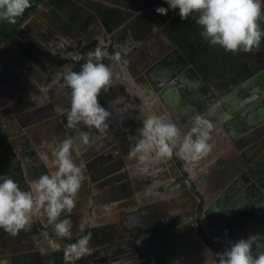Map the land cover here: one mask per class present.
<instances>
[{
  "label": "flooded vegetation",
  "instance_id": "1",
  "mask_svg": "<svg viewBox=\"0 0 264 264\" xmlns=\"http://www.w3.org/2000/svg\"><path fill=\"white\" fill-rule=\"evenodd\" d=\"M40 6L39 3L32 12V19L24 22H28L27 25L18 27L0 44V135H7L26 187L28 181L48 171L37 153L38 149L45 151V144H55L63 137H69L70 131L75 132L79 139L81 132H87L89 138L94 136V140L82 146L76 144L81 149L77 148L73 153L74 160L85 165L87 179L77 194L75 208L61 217L67 215L72 220V238L57 237L51 226L43 222L46 218L37 216L31 226L45 224L37 233L44 234L48 240L44 247L48 248L42 249L33 242L36 234L33 231L31 245H24L23 253L0 243V264H20L21 261L27 264H66L64 247L87 232H91L90 252L75 264H144L145 255L164 257L154 264H215V253L222 252V247L239 235L250 232L264 237V166L257 163L251 168L248 163V159L260 154L264 147L263 102L245 119L241 114L236 116L229 125L232 131L227 133V140H223L224 149L219 155L215 156L213 147L209 155L195 166L186 161L185 166L190 173L186 172L182 158L173 154L179 172L186 178L183 189H178L177 182L174 185L164 183L163 179L171 176L169 158L152 163L147 174H140L135 160H130L127 155L136 143L138 130L147 115L171 119L182 134L190 129L194 115L216 122L218 112L206 117L207 111L216 108V102L222 97L226 100L235 98L233 94L229 95L232 89L264 67V52L256 49L239 54L240 50H237V56L227 65L230 75L210 74L206 78H195L187 70L186 63L178 67L172 61L169 45L158 46L157 43L163 42L158 40L154 24L142 38L135 36L130 25L140 17L148 19L146 15L138 14L131 19V24L120 25L111 32L105 31L98 22L101 29L94 30L89 40L86 34L95 22L82 30L65 17L62 22L56 16L59 25L51 19L38 20L35 17H38ZM260 23L264 28V21ZM21 30L35 47L29 43L30 40L20 37L18 31ZM135 32L137 35L139 30ZM79 38L81 44H78ZM100 39L108 44V51L115 52L123 47L129 49L118 62L125 64L127 61L134 83L122 77L123 71L118 69L117 61L105 58L103 63L109 65L114 73L111 84L107 86L113 90V96L103 98L105 90L102 89L97 99L110 113L106 120L108 127L103 132L83 124L70 128L63 111L69 106L62 107L70 104V90L61 87V73L68 67L79 71L80 62L72 61L70 55L75 52L86 54V46L92 43L93 47ZM148 45L151 51L147 50ZM236 60L242 65L238 67ZM55 75L58 77L54 78ZM158 92H161L162 101L157 97ZM237 93L235 100L242 101L246 97L242 91ZM150 94L153 96L151 99ZM56 105L59 106L57 109ZM52 116L62 128L57 126L58 131L40 128L44 120L56 126ZM252 121L261 122L257 127L243 131V125ZM218 130L213 127L211 144L219 136H224L223 131ZM261 157L264 158V153ZM192 173L194 180L189 177ZM239 173L250 174L258 188L249 186L250 182L245 177L236 178ZM102 178L108 182H99ZM239 181L244 185L241 186ZM155 185H159L158 189H154ZM175 192H179L178 199L170 196ZM116 202L122 208L115 219L93 218L95 207ZM238 204H241V209L235 211ZM174 216L179 221H173ZM239 216L241 218L236 220ZM75 221H88L83 232L79 231L77 224L74 225ZM89 221H119L123 225L119 230L122 233L113 234L110 241L104 242V227L114 229L109 225L111 223L104 226L93 225ZM92 230L98 231L95 238ZM94 239L99 241L94 242ZM148 247L150 250H146ZM18 254L20 258L16 259Z\"/></svg>",
  "mask_w": 264,
  "mask_h": 264
},
{
  "label": "clouds",
  "instance_id": "2",
  "mask_svg": "<svg viewBox=\"0 0 264 264\" xmlns=\"http://www.w3.org/2000/svg\"><path fill=\"white\" fill-rule=\"evenodd\" d=\"M163 3L167 7L156 6V13L165 15L169 10H178L181 20L195 14L200 36L209 45H219L225 51L249 52L258 48L264 37L260 23L264 21V0H163ZM30 6L31 0H0V22L15 23ZM128 51L123 47L109 53L108 44L100 39L86 54L70 55L72 61L83 60V63L79 71L68 67L60 76L61 87L70 90L69 107L63 110L68 127L83 124L101 132L107 129L110 113L97 97L102 89L107 90L114 73L103 60L118 62ZM212 129V122L197 114L191 117L190 129L182 134L171 119L150 114L142 120L139 137L127 155L135 160L140 174H147L152 163L171 158L174 153L195 166L213 148L209 142ZM80 142L88 143L87 132L80 133ZM44 147L47 150L39 152L38 156L48 171L28 181L27 189L22 190L17 181L0 175V229L16 236L21 230H28L35 217L42 216L57 237L71 239L73 222L67 215L61 217L70 214L76 206L77 194L87 179L85 165L73 158L77 145L72 136ZM79 231H84L83 222ZM90 240L91 232H87L67 244L65 261L75 264L87 255ZM215 256V264H264V237L253 234L229 242L228 247Z\"/></svg>",
  "mask_w": 264,
  "mask_h": 264
},
{
  "label": "trees",
  "instance_id": "3",
  "mask_svg": "<svg viewBox=\"0 0 264 264\" xmlns=\"http://www.w3.org/2000/svg\"><path fill=\"white\" fill-rule=\"evenodd\" d=\"M45 3L50 5L53 10L63 14V16L71 22L77 28L82 30L93 22L95 17H98L105 31L111 32L116 27L125 24L129 20L135 18L133 12L141 11L144 8H148L151 12L162 22L163 31L166 36L175 45V49L172 51L170 57L178 67L183 66L187 61L192 62L194 65H198L201 69H205L204 77L212 73H218L222 75H230L231 70L228 69V63L237 56L236 52L225 51L224 49L221 55L217 58L216 62H212L213 65H208L209 60L205 57L204 53L208 52L209 44L200 36L201 28L195 23V14L189 16L185 20H181L178 15V10H169L165 15H160L154 11L156 6L167 7L163 3V0H31V6L27 8L24 13L16 18L15 23L0 22V44L6 40L12 32L17 30L20 24L28 18L32 12L36 9L39 3ZM105 3H110L107 6ZM151 22L145 17H140L132 22L130 25L132 32L136 37L142 38L148 34L152 27ZM136 29L139 30L136 35ZM20 37L23 40H30L29 43L35 47L31 39L24 31H18ZM219 46V45H218ZM261 49L264 52V37L261 38V42L258 48L252 50ZM113 51L110 50L109 53ZM239 54L242 51H238ZM209 58V57H208ZM165 59V58H164ZM163 59V60H164ZM109 61V59H106ZM35 61L36 56H35ZM111 61V60H110ZM80 64L83 63L79 61ZM237 66L242 65L241 61L236 60ZM113 91L111 88L103 91V98H110ZM113 96V95H112ZM15 152L6 134L0 135V175H5L13 180L17 181L19 187L22 190L27 189L25 179L20 172L18 161L14 160ZM103 241L107 242L111 240L114 234L112 227H104ZM32 230H21L16 236H11L0 229V243H3L14 251L22 252L24 245L30 246V235ZM92 233L97 236L98 231L92 230ZM99 240L94 239V242ZM25 256V255H23ZM20 258V255H16V259ZM36 259H33L35 261ZM20 264H27L25 261H21Z\"/></svg>",
  "mask_w": 264,
  "mask_h": 264
},
{
  "label": "water",
  "instance_id": "4",
  "mask_svg": "<svg viewBox=\"0 0 264 264\" xmlns=\"http://www.w3.org/2000/svg\"><path fill=\"white\" fill-rule=\"evenodd\" d=\"M23 22H22V24H23ZM163 89H165V88H163ZM240 91L244 92L245 95H246V97H244L242 101H239V99L235 100L236 97H237V95H238L237 92H240ZM232 94L235 97L234 99L232 98V99L226 100L224 97H222L219 101L216 102V104H215L216 108H212L211 110L207 111V113H206V117H207V116L213 115L215 112H218V115H217V119L218 120L216 122H213L212 124L213 125H216V126H213V127H215V128L217 127L219 129L218 132L219 131H223V135L225 136L226 140H227V133H230V131H232L229 125L236 119V116L237 115H240L241 114V115H243V116H241L242 119H245L247 116H249L253 112V110L255 108L256 109L258 108V105H260L261 102L264 103V67L262 69L258 70L257 72H255L253 75L249 76L248 79H246L245 81H243L239 85L235 86V88L232 89V91H231V93L229 95H232ZM157 97H158V99L160 101L163 100V98L161 96V92L160 93L159 92L157 93ZM260 99L262 101H260L258 103L257 101L260 100ZM66 106H69V104H67L65 106H62V107H66ZM55 107L57 109V107H59V106L56 105ZM260 122L261 121H259V122H256V121L248 122V123H252L251 125H248V123H245L243 125L244 126L243 127V131H247V130H250V129H253V128L257 127ZM241 133H243V132H241ZM68 136L74 137L76 144H78V143H79V145L82 144L81 142H79L80 139L75 135V132L72 133L70 131ZM93 137L94 136H90V138H89V136H88V143H86V144H89V142H91L92 140H94ZM81 146H78L77 148L78 149H81ZM82 156H83V154H82ZM169 159H170L171 176L169 178L166 177V179H163L164 180V183H167L168 182V183L174 185L177 182L178 185H179L178 186V189L179 188L180 189L185 188L186 178H185L184 174L181 173V172H179L178 167H177V164L173 160V158L171 157ZM181 162H182V164H183L186 172H189L188 167L185 166L186 161L184 159H182ZM189 177H190L191 180H194L193 173L190 174ZM237 177L239 179L242 178V177H245L248 180V182H250L249 186H251V187H253L255 189L258 188L257 187V184L252 181V178L250 177V174L239 173V175H237L236 178ZM155 182L157 184H161L159 180H156ZM192 182L194 184L196 183L194 181H192ZM239 183H240L241 186L244 185L243 181L242 182L239 181ZM162 184H163V182H162ZM158 186L159 185H155L154 186L155 187L154 189H158ZM240 206H241V204H238V206H236V208H235V211L240 210L241 209ZM175 217L176 216H174V220L173 221H176V222L179 221V218L176 217L177 218L176 219ZM218 218H219V216L217 215L216 216V219H218ZM240 218H241V216L237 217L236 220H239ZM201 222L204 224V221L203 220ZM40 225H38V227L30 226L28 229L29 230H32L33 228H35L37 230V232H38L39 231V228L43 227L45 224L42 223V226H40ZM31 233H33V232H31ZM194 235H195V233H194ZM249 235H252V234L250 232H249V234L248 233L241 234V235H239V237H237L236 239H232L229 242H235L236 240H238L240 238H247ZM198 239H200V238H198ZM215 242L217 243V240H215ZM228 244L229 243H227L224 247H222L221 250L223 251L226 247H228ZM62 245L65 246L64 243H62ZM134 245H136V248L138 247L141 250V252L143 251V248L142 247L137 246L136 243H134ZM149 248L150 247H148L146 250H150ZM152 249H154V247ZM259 250L260 249H257V251H259ZM188 252L190 253L191 252V249H190V251L188 250ZM163 258L164 257H162V256H160L159 258H154L151 255H150V257L148 255H145L144 264H154L153 262H155V261L158 262L159 259H163ZM66 264H68V262H66Z\"/></svg>",
  "mask_w": 264,
  "mask_h": 264
},
{
  "label": "crops",
  "instance_id": "5",
  "mask_svg": "<svg viewBox=\"0 0 264 264\" xmlns=\"http://www.w3.org/2000/svg\"><path fill=\"white\" fill-rule=\"evenodd\" d=\"M139 15H144V13H140ZM155 16V15H154ZM149 17H151L152 18V16H149ZM159 20L156 16H155V19H153V21L154 20ZM160 21V20H159ZM160 23L162 24V25H164V23H162L161 21H160ZM154 25H156V27L158 26L157 25V22H155L154 21ZM158 28V27H157ZM156 28V29H157ZM160 31L163 33V35L166 37V38H168L167 36H166V34H165V32L163 31V26H161L160 27ZM159 32V31H158ZM157 35V38H158V40H160V39H162L161 38V36L159 35V33H157L156 34ZM169 39V38H168ZM162 42V41H161ZM169 42H170V44H168V43H157L158 44V46H160V45H169L168 47H169V49H172V51L176 48L175 47V45L174 44H172V42L169 40ZM150 46H152V45H150ZM154 46V45H153ZM153 48V47H152ZM145 49V48H144ZM154 52H155V49H157V47L155 46L154 48ZM147 50H149V51H151L150 50V48H149V45H148V47H147ZM218 57L221 55V52H218L217 54H216ZM217 57V58H218ZM186 66H187V70H189L190 72H191V74L196 78V77H199V76H202L203 78H205L204 77V72H205V69L203 68V67H201V69L199 68V67H197L196 65H194L192 62H189V61H187L186 62ZM117 67H118V69H121L123 72H122V77H127V79H129L131 82H133L134 83V81H133V77L131 76V70L128 68V66H127V64H123L122 62H118L117 63ZM215 74L217 75V76H221L220 74H218V73H212L211 75L212 76H215ZM222 76H224V75H222ZM149 97H150V99L151 98H153V96H151V94L149 95ZM52 119H53V116H52ZM55 124H56V126H52L50 123H48L47 122V120H44L43 122H44V125H42L40 128H43V129H46L47 131L50 129H56L57 131H58V127H61L60 125H59V123L57 122V121H55L54 119L52 120ZM58 126V127H57ZM62 128V127H61ZM65 133V132H64ZM62 139H64V137L62 138ZM217 139H218V141H217ZM216 139V141H213V143H212V145H213V147H214V153H215V156L216 155H219L222 151H223V149H224V147H223V140H225L226 138H225V136H223V137H218ZM211 143V142H210ZM225 143H226V141H225ZM47 149L45 148V151H46ZM41 151H43L42 149H38L37 150V153H39V152H41ZM262 152L260 153V154H258V155H255L256 157H254V158H250V159H248V163H249V166L252 168L254 165H256L257 163H258V166H261V167H263L264 166V158H262L261 156L263 155V153H264V147H263V149L261 150ZM76 152V151H75ZM214 156V157H215ZM213 157V158H214ZM247 163V162H246ZM247 163V164H248ZM99 182H101L102 184H105V183H107L108 181L106 180V178H102V179H100V181ZM104 188V187H103ZM93 193H94V191H93ZM179 195V192L177 193V192H175L174 194H170V196H173V197H171L172 199L174 198V197H176L177 199H178V196ZM122 208V206L120 205V203H111V204H104L103 206H100V207H95L94 208V214H93V218L95 217V218H97L98 216L101 218V219H105V218H116L117 216V212L120 210ZM45 224H47V221H43ZM83 222V224L85 225L88 221H75V223H74V225H78V226H80L81 225V223ZM89 222H91V224L93 223V225H104V224H108V223H111V224H109L110 226L112 225L113 226V230H114V234L116 235H119L120 233H122V232H120L119 230L123 227V225H121V223H119V221H89ZM105 226V225H104ZM34 233L36 232V234H35V238H33L34 240H33V242H35V243H37L38 245H39V247H41L42 249H47L48 248V246H45L44 247V243H47V241L48 240H46V237L44 236V234L43 233H37V230L34 228Z\"/></svg>",
  "mask_w": 264,
  "mask_h": 264
},
{
  "label": "rangeland",
  "instance_id": "6",
  "mask_svg": "<svg viewBox=\"0 0 264 264\" xmlns=\"http://www.w3.org/2000/svg\"><path fill=\"white\" fill-rule=\"evenodd\" d=\"M107 6H110L111 4L110 3H105ZM40 11H39V13H38V17H35L36 19H38V20H41V19H45L46 18V20L47 21H49L50 19L51 20H55L54 22L57 24V25H59V23L57 22V17L56 16H58L59 17V19H61V21L62 22H64L63 21V14H61V13H59V12H57V11H55V10H53L50 6H48L47 4H45V3H40ZM39 7V6H38ZM140 13H144V15H146L147 17H148V19L150 20V22H151V24L153 25L154 24V21L155 22H157V29H156V32L157 33H159V35L161 36V38L162 39H160V41H162L163 43H168V44H170V42H169V39L168 38H166L164 35H163V33L160 31L161 29H160V27L161 26H163L161 23H160V21L159 20H154L153 21V19H155V16H154V14L151 12V10L150 9H148V8H144L143 10H141V11H135V12H133V15L136 17L138 14H140ZM31 16V15H30ZM29 16V17H30ZM149 16H152V18L151 17H149ZM32 19V17H30V18H26L25 20H24V22L25 21H28L29 22V20H31ZM130 21H132V20H129L128 22H126L125 24H123L122 26H127L128 24H131L130 23ZM24 22H23V24L21 23L20 24V26L19 27H21V25H27L28 24V22L27 23H25L24 24ZM96 23V24H94L93 25V27H92V29H91V31L89 32V33H87L86 34V36L88 37V39L90 40L91 38H92V33H93V31L94 30H97V29H101V27L99 26V24H98V22H100L99 21V19H98V17H95L94 18V20H93V22L92 23ZM156 26V25H155ZM159 31V32H158ZM154 39V38H153ZM89 40H87V42L89 41ZM97 41H99V40H97ZM154 41H155V39H154ZM82 43V40H81V38H79L78 39V44H81ZM92 43H89L88 44V46H86V53L87 52H89V51H91V50H93L95 47H96V45H94L93 47H91L92 45H91ZM223 48L221 47V46H218V45H210L209 46V51L206 53H204V55H205V57H207V60H209V63H208V65H213L212 64V62H216V60H217V53L218 52H222V53H224L223 52V50H222ZM209 57V58H208ZM197 67H198V65H197ZM58 77V75H55V77L54 78H57ZM113 88V87H112ZM14 160L16 161V160H18L17 159V157H15L14 158Z\"/></svg>",
  "mask_w": 264,
  "mask_h": 264
}]
</instances>
